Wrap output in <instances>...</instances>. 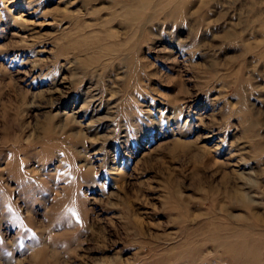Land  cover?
<instances>
[{
	"label": "rangeland",
	"instance_id": "obj_1",
	"mask_svg": "<svg viewBox=\"0 0 264 264\" xmlns=\"http://www.w3.org/2000/svg\"><path fill=\"white\" fill-rule=\"evenodd\" d=\"M0 264H264V0H0Z\"/></svg>",
	"mask_w": 264,
	"mask_h": 264
}]
</instances>
